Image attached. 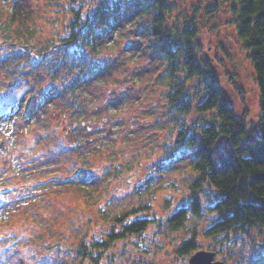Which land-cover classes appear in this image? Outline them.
<instances>
[{"label": "rangeland", "instance_id": "rangeland-1", "mask_svg": "<svg viewBox=\"0 0 264 264\" xmlns=\"http://www.w3.org/2000/svg\"><path fill=\"white\" fill-rule=\"evenodd\" d=\"M71 1L0 0V20L8 22L4 30L0 26V49L14 54L5 35L15 37L20 28H25L36 49L58 33L72 35ZM78 1L87 16L93 12L91 2H101ZM150 1L121 0L118 19H112L114 26L107 36L96 40L95 54L89 53L90 45L80 36L73 40L72 48L87 49L92 65L82 76L80 71L61 66L64 78L49 85L47 75L54 68L46 61L39 63L42 65L36 69L40 73L35 70L31 80L40 84L38 75L47 77V82L36 90L26 76L29 79L23 80L22 87L33 88L28 96L16 87L14 78L3 74L5 64L0 62V264H64L81 234L93 235L109 227L100 217L102 208L120 211L141 199L150 201L152 216L159 217L160 225L149 226L141 237L119 242L108 251L104 264H189L187 255L178 256L175 250L195 224L200 249H219L215 259L224 264H263L264 230L229 236L223 243L202 233L214 218L204 197L201 217H190L187 228L171 231L165 224L166 213L186 204L187 184L193 174L191 158H178L170 146L177 128L187 127L188 132L200 134L203 121L194 111L179 119L169 111L165 101L168 74L156 79L167 62L154 53L149 36L152 8L141 6ZM214 6L215 12L209 9ZM167 7L166 26L173 43L182 42L185 25L193 21L198 30L193 42L196 60L209 64L224 99L237 115L246 112L247 126L258 131L255 71L228 4L221 0H167ZM56 46L62 52L65 45L60 42ZM31 48L32 58L38 62ZM178 65L177 72L182 74V65ZM181 77L178 82L184 79V72ZM65 78L76 87L81 110L55 95L35 109L27 122L21 110L28 107L25 101L37 107L45 88L54 85L73 98L70 91H64L69 83L64 84ZM203 87L198 78L186 82L185 94L193 107L204 98ZM82 167L89 171V178L97 177L78 181L75 175L79 171L75 170ZM81 186L88 188L91 198Z\"/></svg>", "mask_w": 264, "mask_h": 264}, {"label": "trees", "instance_id": "trees-1", "mask_svg": "<svg viewBox=\"0 0 264 264\" xmlns=\"http://www.w3.org/2000/svg\"><path fill=\"white\" fill-rule=\"evenodd\" d=\"M120 1L101 0L99 5L91 2L93 12L87 16L82 12L81 3L78 0H72L70 3L71 10L74 12L72 35L58 33V36L49 37L41 42L38 49L30 44L25 28L16 30L15 37H12L10 33L5 35L11 45L15 44L23 49L27 58L32 52V46L34 53L38 56V62L30 58L23 63L25 66L23 68L19 61L27 59L18 58V61L15 58L17 63H9L12 67L5 66L3 74L7 77L14 73L17 88L22 87L26 76H29L30 80L34 78L35 70L39 74V68H36L42 65L39 63L45 64V61L54 68L47 75L51 81L49 85L64 78L60 74L61 66L80 71V76L84 75L85 71L92 68L88 61V52L84 46L83 49L72 48L73 40L75 42L76 37L80 36L81 39L86 40L88 46L90 45L89 53L95 54L96 40L107 36L114 26L112 19L115 17L118 19ZM221 1L226 2L232 12L234 17L232 21L237 24L238 38L248 51L247 56L255 71L259 88L258 131H251L247 126L246 112L237 115L234 106L224 99L217 83V76L209 64L205 61L199 63L196 60V46L193 42L198 30L194 22L191 21L185 25L181 35L182 42L175 45L166 26L167 0H153L150 1V5L143 3L141 6L152 8L149 36L155 46L154 53L162 55L167 62L156 79L168 74L165 84V93H167L165 101L168 102L169 111L173 112L176 119L194 111L198 115V120L203 121L200 125L202 126L200 134L188 132L187 127L177 128L179 131L176 140L170 146L171 152H177L178 158L179 155L181 157L187 155L191 158L193 174L187 184L186 204L184 202L166 213L165 224L171 231L187 228L190 217H201L203 203L201 197H204L207 208L214 214V218L202 233L206 237L215 238L217 242L223 243L229 236L234 238L238 234H249L251 230H264V0ZM209 9L215 12L217 8L214 6ZM207 13L211 15L210 10ZM7 23L6 20H0L2 30ZM57 39L65 45L62 52L56 50L57 43H60H56ZM180 57L183 58L182 62H179ZM0 60L14 62L4 49H0ZM180 63L182 74H178L179 70L176 69ZM27 67L29 71L31 70L29 73L25 71ZM183 72L185 77L178 82ZM47 77L36 76L44 84L47 82ZM192 78L202 80L205 92L204 98L195 107H193L192 99L185 94L186 82ZM68 82V78H65L64 84ZM31 84L36 86L35 79L31 80ZM75 88L74 84L69 82L64 89L72 93L73 98H70L65 92L57 90L54 85L47 87L41 100L50 99L53 93L59 92L63 96L60 95L58 99L64 98L67 104L74 103L81 110L76 100ZM38 102L42 103L40 100ZM39 116L41 117V114ZM75 138H77L76 135ZM77 171L79 174L75 176L78 181L89 182L98 175L89 178V171L85 168L77 169ZM112 172H115L114 169ZM116 174L119 173L116 171ZM81 188L86 190L87 196L91 198L88 188L82 186ZM150 208V201L147 199H141L137 204H132L120 211L102 208L99 211L100 217L109 222V227L93 235L87 232L81 234L71 250L72 256L64 264H72L73 261L76 264H104L110 255L108 251L119 242L141 237L149 226L160 225L159 217L152 216L153 211ZM195 225L188 230L189 235L178 244L175 250L176 255L186 254L187 258H190L196 251L202 250L197 238L199 231ZM209 251L216 254L219 249L213 247ZM260 257L264 264V253Z\"/></svg>", "mask_w": 264, "mask_h": 264}, {"label": "water", "instance_id": "water-1", "mask_svg": "<svg viewBox=\"0 0 264 264\" xmlns=\"http://www.w3.org/2000/svg\"><path fill=\"white\" fill-rule=\"evenodd\" d=\"M189 264H224L222 260L215 259V252L198 250L190 258Z\"/></svg>", "mask_w": 264, "mask_h": 264}]
</instances>
